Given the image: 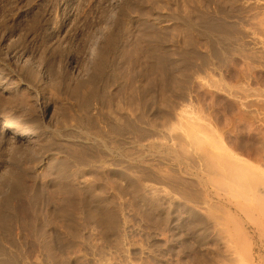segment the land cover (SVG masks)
I'll return each mask as SVG.
<instances>
[{"label": "rangeland", "instance_id": "obj_1", "mask_svg": "<svg viewBox=\"0 0 264 264\" xmlns=\"http://www.w3.org/2000/svg\"><path fill=\"white\" fill-rule=\"evenodd\" d=\"M216 170L264 185V0H0V264H235Z\"/></svg>", "mask_w": 264, "mask_h": 264}, {"label": "bare ground", "instance_id": "obj_2", "mask_svg": "<svg viewBox=\"0 0 264 264\" xmlns=\"http://www.w3.org/2000/svg\"><path fill=\"white\" fill-rule=\"evenodd\" d=\"M4 130L26 142L33 140L32 131L15 121L5 124ZM43 133L61 137L58 129ZM83 135L85 140L92 139ZM215 175L208 181L218 186L223 204L213 219L227 239L229 256L235 264H264V185L255 187L241 170H216ZM197 220L195 225L200 228L202 223Z\"/></svg>", "mask_w": 264, "mask_h": 264}]
</instances>
